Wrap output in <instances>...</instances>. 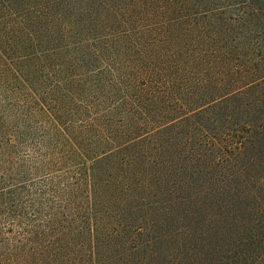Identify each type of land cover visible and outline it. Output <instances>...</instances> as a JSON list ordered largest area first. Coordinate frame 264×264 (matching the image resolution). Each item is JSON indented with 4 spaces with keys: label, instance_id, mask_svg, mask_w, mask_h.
<instances>
[{
    "label": "trees",
    "instance_id": "16d2710c",
    "mask_svg": "<svg viewBox=\"0 0 264 264\" xmlns=\"http://www.w3.org/2000/svg\"><path fill=\"white\" fill-rule=\"evenodd\" d=\"M0 264H264V0H0Z\"/></svg>",
    "mask_w": 264,
    "mask_h": 264
}]
</instances>
